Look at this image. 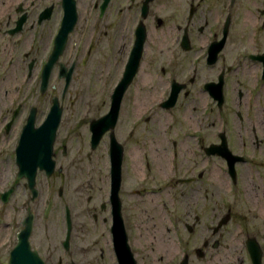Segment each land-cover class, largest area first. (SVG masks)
<instances>
[{
    "label": "flooded vegetation",
    "instance_id": "flooded-vegetation-1",
    "mask_svg": "<svg viewBox=\"0 0 264 264\" xmlns=\"http://www.w3.org/2000/svg\"><path fill=\"white\" fill-rule=\"evenodd\" d=\"M114 1L91 0L90 16L110 20ZM146 3L119 0V19L106 21L109 63L125 46L126 23L134 22L113 94L126 79L142 25L146 37L117 123L96 148L91 131L96 120L89 125L88 157L102 144L108 156L104 201L90 223H103L100 239L109 247L99 248L103 262L96 263L264 264V5L241 16L240 0H177L180 11L174 17L168 1ZM86 10L79 0H0V264H83L77 254L90 251L75 250L76 218L67 205L61 207V255L45 252L38 239L39 230L46 233L48 226L52 232V223L60 221L55 197L56 191L61 196L62 183L57 181L72 150L63 129L77 122L67 117L65 101L94 51L95 26H82ZM111 104L112 99L100 118ZM127 109L136 117L125 136ZM112 137L123 152L119 183L113 176ZM222 190L238 200L215 202L210 224L199 229L196 210L209 212L206 201L221 197ZM163 197L170 231L183 245L159 244L147 221L138 233L148 246H136L127 205H157ZM117 202L128 246L115 245ZM177 204L184 208L180 215ZM99 208L106 217L101 219ZM196 234L198 241L192 242Z\"/></svg>",
    "mask_w": 264,
    "mask_h": 264
},
{
    "label": "rangeland",
    "instance_id": "rangeland-1",
    "mask_svg": "<svg viewBox=\"0 0 264 264\" xmlns=\"http://www.w3.org/2000/svg\"><path fill=\"white\" fill-rule=\"evenodd\" d=\"M165 1H168L171 7L168 14H173V16L176 17L180 11L176 3L177 0H174L173 4L172 0ZM118 3L119 0H115L113 6L111 7L109 16L110 14L112 16L110 17V20L105 19L98 21V16L95 14L92 17L90 16V8L93 5L91 0H79L81 11H84L86 8L88 9L86 10L88 17L83 21L82 26L89 24L90 29L95 26L93 27V31L95 33L94 51L88 66L79 70V74L72 83L71 89L69 90L65 101L69 108L67 117L77 119V122L72 121L63 129V135L69 137H67V139L70 147H72V150L70 152V156L62 160V166L66 168V171L62 175L61 180L59 179L57 181L58 183H62V194L59 196L58 191H56L55 197L57 208H60L58 213L60 221L52 223V232L48 230V226H46V233L43 232V230H39L40 234L38 237L39 245L45 249V252L48 249H53L57 251V256L61 255V250L58 245V240L60 239L62 241L63 239L61 207L63 208L65 205L69 206L76 218V225L72 240L74 243L73 246L75 250H90L82 251V253L77 254L83 264H87V262L95 264H97L96 262L102 263L103 261L99 259V248H105L106 250L109 247L108 244H105L104 239H100L104 230L103 223L98 222L97 225L90 223L91 216L95 212V207H98V205L104 201L105 190L107 187L106 168L108 156L106 154L107 149L105 145L102 144L97 152L91 153V158L88 157V154L91 152L89 147V125L92 120H97L107 111V108L111 103L114 86L117 81V65L122 62L121 60L124 57V53L130 44V33L134 22L130 25L126 23L128 26L127 38L118 60H116L115 57H112L111 62H108L107 54L109 53L107 52V48L109 45V39L104 35L107 24L106 21L110 22L114 19H119L117 16V10L119 9ZM263 5L264 0H250L249 2L248 0H240L237 12L242 16L243 12L248 10L249 7H253V9L256 6L262 8ZM117 29H119V27H117ZM109 66H111L110 70H108ZM129 111V109L126 110L125 136L130 134V122L136 117L132 111ZM149 128L150 131H152V127L149 126ZM140 133L141 131L137 132V135ZM144 135H149V133L146 131ZM140 142H143V139H141ZM148 145L149 144H147L146 150H149ZM147 159V161L153 164L151 158ZM132 163L133 161L131 159L127 160V166L129 169L131 168ZM152 167H154V165H152ZM129 175L132 177L131 170H129ZM211 192L213 193L214 191L211 190ZM240 192L242 194L245 191ZM228 194L229 193L226 194V191L222 190L220 194L222 195L221 197L211 196L206 201L209 212H207L206 209L204 212L196 210L198 211L195 212L196 215L201 217V228L199 229H202L205 224H210V218L213 214L215 202H223L227 205L230 204V201H228L230 199L231 202L234 203L236 198L232 199ZM236 200H238V198ZM243 200L244 198H242L239 202H244ZM165 203L166 197H163L162 201H158L157 205H127V214L131 221V231L135 239L136 246H148V243L145 241L140 242L138 233V225L142 226V224L147 221H150L156 232L160 230L161 227L162 229H166L167 242L173 248L183 245V238L177 239L175 233L170 231V225L166 214L168 208ZM193 208L197 209V207ZM183 209V207L177 204L174 210L178 215H180L183 212ZM97 213L100 215L101 219L107 216V212H102L100 208ZM189 224H192L191 219H189ZM176 225L178 226L177 222ZM143 229V227H140L141 232ZM53 232L57 233V241L55 240ZM198 238L199 237L196 234L192 236L191 241L197 242ZM98 240L100 243L96 244ZM147 240L150 241L149 238Z\"/></svg>",
    "mask_w": 264,
    "mask_h": 264
},
{
    "label": "water",
    "instance_id": "water-1",
    "mask_svg": "<svg viewBox=\"0 0 264 264\" xmlns=\"http://www.w3.org/2000/svg\"><path fill=\"white\" fill-rule=\"evenodd\" d=\"M150 1L152 0H147L146 6L148 2ZM73 7L75 10V3H73ZM146 13H147V9L145 8L144 15ZM75 19H76V14L74 11V21ZM145 37H146V31L142 25L139 29V37L135 45V48L133 50L130 63L127 69L126 79L116 88L114 94L112 95V104H111L110 112L106 116L100 118L99 120L94 121L91 125V131L93 134L92 143H93L94 148H96L97 145L100 143L104 134L110 129H114L117 123L119 112L121 109V103H122V99L124 97L125 91L129 83L132 81L133 77L137 73L139 65H140V60L143 54V48L145 44ZM56 119L58 123L60 119L59 109L57 112ZM112 143L114 146L113 152H112V161H113V166H114L113 176L116 179V183H119L118 180H120L121 178V165H122L123 152L121 148L119 147L116 148L117 142L114 137H112ZM33 177H35V175H33ZM33 192L34 194H36V191L34 189H33ZM114 192L115 193L117 192V186ZM114 213H115V222H114L113 232H114V237H115V245L120 246L124 244L128 246L127 232L125 230L124 222H123L122 215H121L120 203L118 202H117V205L115 204ZM37 264H44V263L40 261V262H37Z\"/></svg>",
    "mask_w": 264,
    "mask_h": 264
},
{
    "label": "bare ground",
    "instance_id": "bare-ground-1",
    "mask_svg": "<svg viewBox=\"0 0 264 264\" xmlns=\"http://www.w3.org/2000/svg\"><path fill=\"white\" fill-rule=\"evenodd\" d=\"M156 239L157 241L159 242V244L165 246V247H171V245L168 244L167 242V237H166V234H165V229H161L158 230L156 232Z\"/></svg>",
    "mask_w": 264,
    "mask_h": 264
}]
</instances>
